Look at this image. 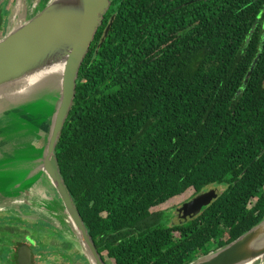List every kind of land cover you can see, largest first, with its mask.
<instances>
[{"label": "trees", "instance_id": "16d2710c", "mask_svg": "<svg viewBox=\"0 0 264 264\" xmlns=\"http://www.w3.org/2000/svg\"><path fill=\"white\" fill-rule=\"evenodd\" d=\"M109 8L56 147L60 173L104 264H191L264 220V0ZM212 189L192 220L158 209Z\"/></svg>", "mask_w": 264, "mask_h": 264}, {"label": "water", "instance_id": "95a60500", "mask_svg": "<svg viewBox=\"0 0 264 264\" xmlns=\"http://www.w3.org/2000/svg\"><path fill=\"white\" fill-rule=\"evenodd\" d=\"M110 5V0H49L36 16L22 23L11 21L0 39V128L17 121L26 125L18 138L9 142L0 136V200L36 209L46 220L49 218L44 211H49L72 234L76 250L79 248L77 253L87 264L104 262L65 186L56 147L73 105L79 70ZM43 99L52 103L51 112L43 114L39 109L34 118L24 115L31 110L28 106L41 105ZM1 174L6 176L5 181ZM36 194L45 200L46 196L57 200H46L44 204L49 205L38 203V206L33 201ZM217 196L215 189L202 193L176 213L186 222ZM16 252L17 264H32V254L26 246ZM263 261L264 220L235 241L191 264H263Z\"/></svg>", "mask_w": 264, "mask_h": 264}, {"label": "rangeland", "instance_id": "374dc122", "mask_svg": "<svg viewBox=\"0 0 264 264\" xmlns=\"http://www.w3.org/2000/svg\"><path fill=\"white\" fill-rule=\"evenodd\" d=\"M22 0H10V3L14 4L11 7L14 6L13 10V15L12 18H15L16 16L19 17L17 20L13 19L11 21L17 22V21H22V13L25 11V9H32L33 4H35L37 1L39 2L40 0H25L23 2V6L19 9H17L18 2ZM5 22V21H4ZM28 108H31L27 112V114H24L26 117H31L34 118L33 115H35L36 112L40 109L42 113L44 114L45 112L48 113V111L51 112L52 109V103L45 101L41 102V105H32L28 106ZM26 125H23L17 121L14 125H10L9 127L6 126H1L0 128V136L4 137L6 141H10L14 138H18L19 132L25 128ZM2 175V181H5V177ZM12 182L7 184V186H11ZM6 186V187H7ZM12 191V189H9ZM220 189H216L217 192ZM36 197L33 196V201L37 203L38 206L40 204L38 203H43L44 201H49L52 202V197L46 196V200L44 199L45 197L39 196L38 194L35 195ZM39 196V197H38ZM182 201L181 198H176L172 199L168 203H166L164 206L159 207L158 209H161L162 211L166 212L171 216L172 209L175 207H178L180 205V202ZM36 205V206H37ZM49 205V203L44 204ZM15 211H11L12 213H7L4 211V209L0 208V259L6 258V260L10 261L13 258V254L9 251L10 247L12 245L13 241H20V242H25L23 239L22 235H20V230L26 228L25 232L27 234L28 231H30L29 239H27V243L31 245V252L33 254V258H35L34 262L37 264H87L85 261H80L77 260L75 257V253L77 252L76 246L77 242L73 241L71 237L73 238L72 234L66 230L64 227H61L59 222L52 218L50 212L44 211L46 213V216L50 219L51 222L54 223L56 226L57 231L55 232H50L52 229L48 228H43V227H36L41 224V221H36L37 219H44L42 218L37 210L35 209V214L32 217H24L26 214L25 211H27L28 207L27 206H20L16 205ZM24 210V211H23ZM157 210V209H155ZM7 215V218H5V214ZM25 213V214H24ZM197 215H192L191 217H197ZM190 217V218H191ZM194 219V218H193ZM173 220V219H172ZM192 220V219H188ZM29 221V222H28ZM174 223H183L185 222L184 220H180L179 216L178 219L174 218ZM43 223V222H42ZM50 232V233H49ZM57 233V234H56ZM44 234V235H43ZM33 236V237H32ZM31 238V239H30ZM74 242V244H73ZM72 245V247H69L67 245ZM7 245V248L3 247ZM49 254H43L41 252L45 251H50ZM47 258H49L47 260ZM47 262V263H46Z\"/></svg>", "mask_w": 264, "mask_h": 264}, {"label": "flooded vegetation", "instance_id": "af4514ba", "mask_svg": "<svg viewBox=\"0 0 264 264\" xmlns=\"http://www.w3.org/2000/svg\"><path fill=\"white\" fill-rule=\"evenodd\" d=\"M45 1H46V3L42 7V4ZM110 1L112 2V0H110ZM48 2H49V0L48 1L47 0H40L39 2L37 1L35 4H33V7H32L31 10L29 8L28 9H25V11H23V13H22V21H20V22L22 23V22H24V21H26V20H28V19L36 16L37 14H39L46 7V5L48 4ZM14 4L10 3V0H3V1L0 0V39L5 35V33L7 31V28L10 26L11 19H12V15H13V12H14V10H13L14 6L13 7H11V6L14 5ZM110 7H111V5H110ZM111 18H114V17H111ZM52 200H57V198L54 197V198H52ZM4 211H6L7 213H12L10 211H7L6 209ZM25 212H26V214L25 213L24 214L27 216V218L28 217L30 218V217H32L35 214L36 211L28 208L27 211H25ZM4 217L7 218V215L5 214ZM170 217H171L170 218V221L173 224L174 223V221H173L174 218L178 219V215L176 213V209L174 211H172V214H171ZM36 221H41V224L38 225V226H36L37 228L38 227H43V228L46 229V228L49 227L50 229H52L50 232H54V230H55V232L57 231L56 226L49 219L48 220H46V219H37ZM25 230H26V228L24 227L23 231L21 229L20 232H19L20 235L23 234L22 237L25 240V242L13 241L12 242V245L10 247V250H9L13 254V258L10 261L6 260V258L0 259V264H17V252L16 251L19 250V248L21 246H26L29 249V252H31V245L29 243H27V239H29V235H31V234H30V231H28L27 234H26ZM67 246L72 247L71 244L70 245H67ZM3 247L7 248V245H5ZM50 252H51V250L48 251V252L45 251V252H41V253L46 254V255L47 254L50 255ZM31 254H32V252H31ZM75 254H76L75 255L76 259L82 261L79 258V254H77V252ZM33 257L34 256L32 254V264H35V262H34L35 258H33ZM48 259L49 258H47V260ZM37 264H39V262ZM42 264H43V262H42Z\"/></svg>", "mask_w": 264, "mask_h": 264}, {"label": "crops", "instance_id": "0c3cea01", "mask_svg": "<svg viewBox=\"0 0 264 264\" xmlns=\"http://www.w3.org/2000/svg\"><path fill=\"white\" fill-rule=\"evenodd\" d=\"M16 205L15 204H11L10 202H6V201H2V200H0V208L1 209H6L7 211H15V209H16V207H15ZM30 209V208H29ZM24 217H27L26 215H24Z\"/></svg>", "mask_w": 264, "mask_h": 264}, {"label": "bare ground", "instance_id": "6f19581e", "mask_svg": "<svg viewBox=\"0 0 264 264\" xmlns=\"http://www.w3.org/2000/svg\"><path fill=\"white\" fill-rule=\"evenodd\" d=\"M23 1H24V0L18 2L17 9H19V8H21V7L23 6ZM16 17H17V16H16ZM18 18H19V17H17V19H18ZM27 143H30V142H27ZM33 144H34V142H33ZM263 264H264V261H263Z\"/></svg>", "mask_w": 264, "mask_h": 264}]
</instances>
